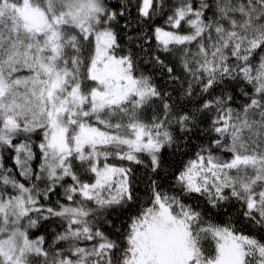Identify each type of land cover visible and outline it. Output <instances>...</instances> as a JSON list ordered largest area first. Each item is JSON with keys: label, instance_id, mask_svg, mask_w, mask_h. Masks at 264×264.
<instances>
[{"label": "snow or ice", "instance_id": "snow-or-ice-1", "mask_svg": "<svg viewBox=\"0 0 264 264\" xmlns=\"http://www.w3.org/2000/svg\"><path fill=\"white\" fill-rule=\"evenodd\" d=\"M0 264H264V0H0Z\"/></svg>", "mask_w": 264, "mask_h": 264}, {"label": "trees", "instance_id": "trees-1", "mask_svg": "<svg viewBox=\"0 0 264 264\" xmlns=\"http://www.w3.org/2000/svg\"><path fill=\"white\" fill-rule=\"evenodd\" d=\"M112 2H115V0H112ZM167 62V60H166ZM141 70L145 73V74H149V75H153L154 78L156 79L157 84L159 85H163L166 82V77L161 78L158 72H153L152 69V65L151 64H144V62H141ZM166 91H171V87H167L165 88ZM239 99L237 100V103H239ZM148 115H151V111H149ZM195 143V141H194ZM172 151V149H164V157L166 159V161L171 162L173 160V157L169 154ZM5 159H4V163H6L7 165H11V159L8 157V155L5 153L4 154ZM186 158V157H185ZM127 163V162H125ZM134 168V175L137 178V180L139 181V183L137 184V188H138V194L140 195L141 199L144 198L145 196V188L147 185V182L149 180V178L151 179H156V177L154 175H151V171L150 169H145L143 165H131ZM147 172V174H146ZM167 186V185H165ZM53 199H55V197H53ZM132 213H129V215H131ZM123 222L125 225L127 224V221L125 219L124 216L120 217V220L117 221V227L120 226V223ZM106 230H108V228L106 227ZM51 232H52V228L49 226L47 228V230L45 228H40L39 230H32V234L33 237L35 236H39V235H46V238L48 239L49 242H51Z\"/></svg>", "mask_w": 264, "mask_h": 264}]
</instances>
